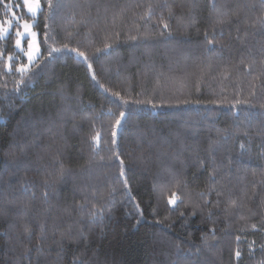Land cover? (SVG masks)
I'll list each match as a JSON object with an SVG mask.
<instances>
[{
    "label": "trees",
    "instance_id": "1",
    "mask_svg": "<svg viewBox=\"0 0 264 264\" xmlns=\"http://www.w3.org/2000/svg\"><path fill=\"white\" fill-rule=\"evenodd\" d=\"M52 3L26 74L0 37V264H262L264 0Z\"/></svg>",
    "mask_w": 264,
    "mask_h": 264
},
{
    "label": "snow or ice",
    "instance_id": "2",
    "mask_svg": "<svg viewBox=\"0 0 264 264\" xmlns=\"http://www.w3.org/2000/svg\"><path fill=\"white\" fill-rule=\"evenodd\" d=\"M48 5H49V9H51L53 7L52 0H48ZM22 7H26L27 8V12L30 13L32 15V17H33V20H35L37 10L40 9L41 5L39 3V0H34V2H32V3H29V0H24V3L22 5ZM150 12H151V6L149 7V10H148V12L145 13V15H150ZM45 19H47V17H45ZM226 22L227 21L220 20V21L217 22V25H214L213 27L215 28L216 26L223 25ZM8 23L11 24V21H8ZM262 23H264V21H262ZM33 26H34V24H29L27 21H25L23 23V25H22L23 32H21V31H17L16 32L17 39H16L15 44H16V47L17 48H20V44H21L20 37L25 36V35L32 37V39H30L29 42H28V49L29 50H28L27 53H25V55L28 58L29 63H31L34 60V58H35V52L38 51V47L35 46L36 45L35 37H36L37 33L31 30ZM47 27H48V25L45 24V28H47ZM164 27L167 28L168 25L165 24ZM7 33H8V28H6V27H0V37H3ZM45 35H47V33H45ZM207 36H208V32L206 31L205 32V37H207ZM131 39H135V37H131ZM206 43L209 46L215 47V44H214V41L213 40H207L206 39ZM64 47L68 51L74 52V53H76V55H78L80 57H83L85 61L88 60V57L85 55L84 52L78 51L75 48L68 49L67 45H65ZM111 47H112V44L105 43L104 46H103V48H97L95 51L97 53H99V52H102L104 50H107V49H109ZM21 51H23V50L21 49ZM52 51L58 52V51H60V49H52ZM49 55H51V52L49 53ZM262 63H264V62H262ZM245 67L248 68V69H251L252 64L245 65ZM88 68H89V70H91L92 69V65L89 64L88 65ZM28 70L29 69H28V66L27 65H21L20 68L17 69V71H19V72L22 73V75L23 74H26L28 72ZM92 78H93V80L96 79L95 73H93ZM21 83H24V81L21 80L20 82H18L17 87H19V84H21ZM100 87L103 88L104 86L103 85H100ZM105 91H108V90L105 89ZM112 95L114 97L120 98V93L119 92H113ZM123 102L125 104L128 103V101H126V100L123 101ZM237 103H241V101H237ZM243 103H248V101H243ZM261 107L264 108V104H262ZM109 111H111V110H109ZM128 115H129L128 112L121 111L119 113V116L115 120V124L112 126V137H113L112 144L113 145H115L117 143V141L115 139L116 136H117V127L120 126V125H122L124 119ZM99 137H100V134L99 133H97L96 136L93 137V140L96 142L97 145L100 142L99 141ZM120 163H121V173L120 174H121V176H123L125 174L124 173V167H123V161H121ZM63 172H64V170H63V168H61L59 174L60 175H63ZM209 179L210 180H214V176H210ZM124 186H125V188H127V180L124 181ZM211 190H212V188L210 187L209 188V191H211ZM202 195H203V193H202ZM178 202L183 203V197L181 195H177L176 192H172L171 196L167 200V204L168 205L175 206V205H177ZM234 203L235 202H233V204ZM93 207L95 208V206H93ZM137 208H139V205H137ZM98 214L102 215V212L98 213L97 211H93L92 213H90V216L92 218H95ZM181 215H183V213H181ZM253 227H255V225H253ZM240 255H241L240 251L237 250L235 252V257L239 258ZM77 260H79V258H77ZM262 264H264V262H262Z\"/></svg>",
    "mask_w": 264,
    "mask_h": 264
},
{
    "label": "rangeland",
    "instance_id": "3",
    "mask_svg": "<svg viewBox=\"0 0 264 264\" xmlns=\"http://www.w3.org/2000/svg\"><path fill=\"white\" fill-rule=\"evenodd\" d=\"M22 2L24 3V0H22ZM32 2H34V0H29V3H32ZM23 3H22V4H23ZM39 3H40V0H39ZM40 5H41V4H40ZM23 8H24V12H25V14H26L27 16H30L31 19L27 20V19L21 18V13H16L14 10H11V12H10L8 18H6V19H4V20L0 19V27H6V28H8V33L5 34V35H4L3 37H1V38H5V37H7V36L9 35V33H13V34H14V47H15V49H16L17 51L23 52V54H24V56H25V62H24V64H22V65H27L28 68H29V67L34 63V61L40 56V54H41V50H40V47H39V43H38V39H37V35H36V37H35V40H36V45H35V46L38 47V51L35 52V58H34V60H33L31 63H29L28 58H27V56L25 55V53H27L28 50H29V49H28V42H29L30 39H32V37L27 36V35L20 37V40H21L20 48H17V47H16V44H15L16 39H17L16 32H17V31H21V32H23V27H22V25H23V23H24L25 21H27L29 24H34V21H35V20H33L32 15H31L30 13L27 12V8H26V7H23ZM40 8H41V7H40ZM39 10H40V9L37 10L36 15L38 14ZM36 17H37V16H36ZM36 17H35V19H36ZM8 21H11V24H9ZM31 30L34 31V32H36V30H35L33 27H32ZM36 33H37V32H36ZM21 49H22L23 51H21ZM19 68H20V66H19Z\"/></svg>",
    "mask_w": 264,
    "mask_h": 264
}]
</instances>
